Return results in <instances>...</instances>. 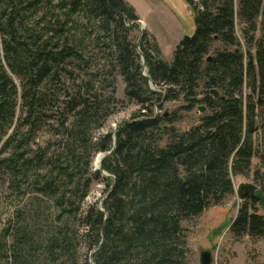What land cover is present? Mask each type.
I'll return each instance as SVG.
<instances>
[{
  "label": "trees",
  "instance_id": "obj_1",
  "mask_svg": "<svg viewBox=\"0 0 264 264\" xmlns=\"http://www.w3.org/2000/svg\"><path fill=\"white\" fill-rule=\"evenodd\" d=\"M184 1L195 32L168 62L148 31L135 34L140 18L127 0H0V175L17 194L53 199L59 219L82 221L94 251L84 264H182V222L223 203L233 178L251 172L264 123V0ZM117 73L139 108L94 138L119 102ZM167 102L181 110L164 111ZM200 107L196 125L175 127L181 111ZM46 126L53 143L36 145ZM97 180L101 207L83 209ZM260 204L263 193L244 201L236 237L264 238ZM69 221L48 241L53 261L77 253ZM11 231L2 258L37 264L31 234Z\"/></svg>",
  "mask_w": 264,
  "mask_h": 264
},
{
  "label": "rangeland",
  "instance_id": "obj_2",
  "mask_svg": "<svg viewBox=\"0 0 264 264\" xmlns=\"http://www.w3.org/2000/svg\"><path fill=\"white\" fill-rule=\"evenodd\" d=\"M127 1L136 9L140 18L138 21L140 30L135 34L148 31L157 40L164 59L171 62L178 43L185 36H192L195 32L193 10L184 0ZM86 45L90 51L99 52L89 40L86 41ZM115 79V96L119 102L113 107L114 113L108 118L105 126L95 131L94 138L117 129L124 121L130 120L139 108L137 104L126 98V84L123 77L117 73ZM250 94L252 93L248 91L247 95ZM181 106L180 103L167 102L164 111H179ZM181 112L183 119L175 124V127L181 131L196 125L207 113L200 111V108L192 112ZM53 138L52 129L46 126L37 133L35 144L53 143ZM254 140L257 154L253 159L251 172L247 176L240 175L233 178L235 194L223 203L209 207L201 215L182 222L185 235L182 264H201V253L205 250L210 251L212 264H264V238L256 239L249 235L236 237L230 229L245 201L240 198L239 187L253 185L256 193L264 195V123L259 124V131ZM99 156L100 154L95 156L92 163L93 172L97 167ZM105 187L103 181H95L90 195L82 204L83 209L91 203L101 207L106 196ZM38 199L34 194V188L26 189L23 194H17L11 189L10 177L0 175V264H7L2 255L9 252L13 244L11 230L18 227L26 229L33 237L37 264H84L94 251L87 250L84 240L85 227L82 221L75 219L69 221L68 216L59 219L58 208L53 199L40 198L41 201ZM257 206L259 214L264 216V205ZM66 220L72 228L71 233L77 236V253L63 255L58 257L57 261H53L47 258L46 246L52 236H56L58 229L64 226Z\"/></svg>",
  "mask_w": 264,
  "mask_h": 264
},
{
  "label": "water",
  "instance_id": "obj_3",
  "mask_svg": "<svg viewBox=\"0 0 264 264\" xmlns=\"http://www.w3.org/2000/svg\"><path fill=\"white\" fill-rule=\"evenodd\" d=\"M152 88H154V85L152 84ZM200 111L204 112L205 108L200 107ZM106 154H104L105 156ZM102 163V161H101ZM96 170H101V165L100 167H96ZM105 176H108L105 172L103 173ZM238 192L240 194V198L242 200H246L249 198H253L256 195V188L253 185H247V186H240L238 189ZM201 264H212V255L210 251H203L201 253Z\"/></svg>",
  "mask_w": 264,
  "mask_h": 264
},
{
  "label": "bare ground",
  "instance_id": "obj_4",
  "mask_svg": "<svg viewBox=\"0 0 264 264\" xmlns=\"http://www.w3.org/2000/svg\"><path fill=\"white\" fill-rule=\"evenodd\" d=\"M103 156H99L98 159H97V167H100L101 165V161L102 159L105 157L104 154H102Z\"/></svg>",
  "mask_w": 264,
  "mask_h": 264
}]
</instances>
